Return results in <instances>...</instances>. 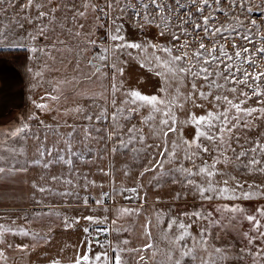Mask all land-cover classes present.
<instances>
[{"label": "snow or ice", "instance_id": "6c2138e0", "mask_svg": "<svg viewBox=\"0 0 264 264\" xmlns=\"http://www.w3.org/2000/svg\"><path fill=\"white\" fill-rule=\"evenodd\" d=\"M5 6H18L25 13L15 23L20 29H24L22 21L31 26L32 31L24 29V32L28 39L38 43L31 49L33 53L51 55L52 51H59L58 44L67 46L57 35L59 32L77 41L79 55H85L90 48L100 49L99 55L94 53L87 58L91 71L86 79L96 77L103 81L111 73L110 90L104 86L109 95H94L89 105L91 111L79 107L74 110L83 123L67 125L71 131L63 133L59 123L53 127L39 122L56 137L52 145H46L49 131L44 132L41 140L27 123L10 131V137H32L40 141L35 164L45 169L52 165L66 166L72 179H63V183L71 185L77 173L73 157L92 163V160H83L86 153L95 151L90 145H101L111 154L127 150L132 161L143 168L139 177L154 173L157 184L168 177L173 184L182 186L183 195L191 193L201 202L195 210L169 216L167 227L162 230L161 239L180 252L173 264H183L185 258L193 262L199 259L200 264H219L228 259L225 249L215 246L207 259L197 256V249L207 251L213 232L215 239H219L221 232L242 236L249 247L239 249V258L247 255L252 258V264H264V205L249 212L239 203L264 200V184L252 183L245 188L247 181L234 174L264 176V0H27L26 4L21 0H0V11H8ZM254 10L260 13V18L252 16ZM217 13L225 19L220 20ZM89 15L95 22L94 28L103 32L100 43L94 38L95 31L82 32L85 25L79 21ZM125 25L132 31L128 32ZM152 28L156 31L150 38ZM10 31V28H0V40L6 39ZM41 41L47 43L40 46ZM131 61L162 78L158 94H144L134 88L122 91L123 81L118 82L117 78L123 77ZM118 93L123 97L119 103ZM206 104L211 108L205 107ZM36 107L46 109L48 105L41 103ZM193 108L202 109L205 114L197 115ZM142 109H147L148 114L141 115ZM178 112L185 118L180 119ZM186 130L191 139L186 138ZM5 171L0 167V173ZM100 171L109 175L102 168ZM80 175L84 181L88 180L87 176ZM50 179L60 181L62 177L54 175ZM89 184L95 185V181L84 183L83 187ZM39 191L47 189L40 187ZM130 191L139 194L137 187ZM59 194L76 195L72 191ZM102 195L109 196V193ZM181 195L177 193V199ZM83 203L87 206V197ZM95 204L103 208L104 201L96 199ZM103 211L107 213L110 209L103 208ZM140 211L120 208L114 215L119 218ZM155 215L159 227L161 213L158 211ZM83 219L93 224L104 223L107 216L102 220L91 215ZM64 221L66 227L72 226L66 217ZM245 221L251 227L241 231ZM112 223L115 226L116 220ZM151 223L148 220L144 226L149 237ZM193 225L197 226L196 234L191 231ZM5 231L12 229L0 226V245L4 249L12 248L4 238ZM83 231L88 233L89 228ZM101 231L107 229H96L97 234ZM113 231L120 229L114 227ZM20 234L26 236L28 232L21 230ZM186 240L191 241L190 246ZM92 243L86 242L84 253H78L72 264H128L122 253L155 248L151 241L141 248H129L126 246L130 241L123 240L113 257L98 240L95 243L103 250L94 253ZM16 247L26 250L29 245ZM157 251L160 250L152 252V257ZM166 254L171 260L174 252L169 250ZM4 258V251L0 250V259ZM144 259L143 255L139 256V261ZM51 264H61V261L54 259Z\"/></svg>", "mask_w": 264, "mask_h": 264}, {"label": "rangeland", "instance_id": "374dc122", "mask_svg": "<svg viewBox=\"0 0 264 264\" xmlns=\"http://www.w3.org/2000/svg\"><path fill=\"white\" fill-rule=\"evenodd\" d=\"M22 3H27V0H21ZM135 2V0H133ZM259 2V0H257ZM8 11H0V28H10L11 31L7 34V38L0 40V48L3 49H19L22 48L27 53L24 55L27 61V67L29 72V97L31 108H36L37 104H47L48 108L40 109L43 116V121L46 120L50 122H57L61 126L71 125L73 123H83L82 117L75 113L76 108H83L91 111L89 105L92 102V97L99 93L105 92V87L110 90L111 80L109 73V79L99 80L93 77L91 80L86 79L87 74L91 71V67L87 65V58L91 57L94 53L99 55L100 49L90 48L85 55H79V49L77 46V41L74 38H70L66 34L57 33L60 39L64 40L66 45H57L59 51H52L51 55H45L44 53H33L31 49L37 47L38 43L28 39L24 32V29L32 31L31 26L22 21L24 29H20L16 26V20L24 16V12L17 7L5 6ZM220 20H224L223 14L217 13ZM254 18H260V13L255 11L252 13ZM79 23L85 25L82 29L83 33H87L89 30L95 31L96 35L94 38L97 39L98 43L101 41L99 37L103 36V32L94 28V20L91 15L87 17L86 20H81ZM128 32L132 31V28L125 25ZM156 31L152 28L149 32V37L151 38L152 33ZM202 36L203 33L201 32ZM205 44L209 42L204 41ZM223 42V41H222ZM46 41L39 42L40 46H43ZM107 43V41H103ZM237 43L239 40L237 39ZM16 45H21L16 47ZM210 46V45H209ZM229 51L231 52V45H228ZM79 65V69H77ZM251 71V69H249ZM39 73V75L37 74ZM118 82L123 81L124 90L128 89H138L144 94H158L157 89L161 86L162 78L156 76L154 73L149 72L145 68H141L139 63L131 61L129 66L125 67L123 77L118 76ZM199 87V83H198ZM184 90V89H182ZM206 90V89H205ZM56 97V99H53ZM123 97L117 94L118 103ZM197 103L201 101L197 100ZM251 104L252 101H249ZM187 107V106H186ZM205 107L211 108L210 104H206ZM197 115L205 114L202 109L193 108ZM148 110L142 109L141 115H147ZM177 115L180 119L185 117L179 112ZM67 122V123H65ZM99 124V122H97ZM55 127V125H53ZM47 130V129H45ZM48 136L56 137L51 134L50 130ZM71 131L70 127H64L61 132L67 133ZM147 131V129H145ZM188 131H185L186 138L191 139L188 136ZM46 142H50L49 137ZM47 145V144H46ZM95 151L90 152L87 156L83 157V160H92V163H83L86 165L88 171V180L84 181L82 177L76 175L73 179V185L69 187L64 183H58L55 186V182L50 179L52 174L45 175L43 180H39L38 183L44 185L47 189L48 197L55 194L52 189L59 188L65 191H73L76 195L74 198H83V194L90 195L94 200L96 199H106L105 201H111L110 204H104L103 208H108L110 211L105 213L101 206H88L86 209L80 207L75 208L78 212L84 214H89L87 210L92 209L94 212V217L98 219H103L107 216V221L104 223H91L83 217L78 216L79 222H76L77 218L69 219L66 216H62L60 223L52 216H48L47 220L44 222V231L31 233L30 239H25L23 244H28L29 247L26 250L17 249L16 245H19L17 240H14V246L12 248L4 249L3 245L0 246V250L4 251V259H0V264H51L54 259H59L61 264H72L76 259L77 254H83L85 250V244L87 241H92V247L94 253L101 252L103 249L100 245L96 244V235L94 233L93 238H85L86 233L83 231L84 228H89L93 232L96 229H107V231H101L99 240L103 244V248L109 251L110 256H115V249L118 245L122 246L123 240H129L130 243L126 247L129 248H141L144 244L150 241L155 245L153 250H148L144 252L136 253H122L128 264H137L139 261V256L143 255L145 259L139 261V264H158V262H163V264H173V261L180 255V252L171 248L163 239L162 230L167 227L169 216H179L180 213L184 211H192L199 208L200 203L194 199L191 193L186 196L183 195L184 189L180 184H173L170 178L166 177L159 184L153 178L154 173H148L144 177H139L138 173L143 170L139 163H134L131 156L126 154L127 150L120 149L116 154H111L105 152L101 145H90ZM63 147V145H61ZM75 150V147H74ZM47 156H45V159ZM127 165V167H126ZM165 167H168L166 165ZM218 167H225L220 165ZM104 172L109 173V175H104L100 169ZM229 170H231L229 166ZM67 171V170H66ZM125 172L128 174L125 175ZM91 173V174H90ZM239 179L246 180L245 188L248 184H264V176L245 174L241 175L239 172L234 173ZM63 179H67L70 176L67 173L61 175ZM72 179V176H71ZM219 179V177H217ZM79 181V183H77ZM89 181H95V185L89 184V187L84 188L83 184ZM103 185V187H99ZM143 185V187H139ZM133 187L138 188V195L131 192L130 189ZM66 189V190H65ZM108 192L109 196H103L102 193ZM177 193H181L179 199H177ZM64 197V198H63ZM112 197V198H110ZM63 200L71 199V196H62ZM249 212H252L256 207L264 205V200L252 199L248 201H239ZM120 208H133L141 209V211L136 214L126 215L122 217H117L114 215L117 209ZM75 209L71 208V212ZM66 210V209H63ZM70 210V209H68ZM160 212V220L162 224L157 226L156 213ZM64 217L67 218L68 224L71 227L65 226ZM36 221V218L33 219ZM116 220V225L114 226L112 221ZM148 220H151V237L145 234V224ZM264 223V221H262ZM33 225V224H31ZM117 227L120 231H113V228ZM251 225L248 222H244L241 225V231H248ZM191 231L193 234L197 233V226L193 225ZM105 232L111 233V241L103 238ZM172 233H176L175 227L172 229ZM32 235L34 237L32 238ZM47 236L48 239H42L41 237ZM7 241L11 242L12 239L8 238ZM185 243L190 246L191 241L186 240ZM259 243V242H258ZM22 244V245H23ZM111 245V246H110ZM223 247L226 251L228 259L219 264H252V258L245 255L243 259H240L241 253L240 248H248L247 241L236 234L235 232H230L225 234L221 232L219 234V239H215V232H213V238L209 239L207 251L197 249V256L204 257L207 259L209 253H214V247ZM156 249L160 251L156 252L155 257H152V252ZM171 250L174 252L172 259L169 260L167 252ZM254 250V249H253ZM19 252L21 254H19ZM152 257V258H150ZM183 264H200V260L197 259L195 262L185 258Z\"/></svg>", "mask_w": 264, "mask_h": 264}, {"label": "crops", "instance_id": "0c3cea01", "mask_svg": "<svg viewBox=\"0 0 264 264\" xmlns=\"http://www.w3.org/2000/svg\"><path fill=\"white\" fill-rule=\"evenodd\" d=\"M3 48L1 47L0 49ZM26 53L27 51L0 52V167L6 169L4 173H0V226H3L4 229H12L11 232L5 231L3 235L6 240L8 238L12 239L11 242H8L13 246L15 244L14 240H17L19 245H22L25 239H30L31 233L37 235L38 232H43L44 222L48 216L50 218L54 216L60 223L63 215L69 219L78 218L79 215L82 217L94 216L92 209L87 210L89 212L87 215L84 214L86 212L83 211L81 213L80 210L78 215L75 209L77 207L86 209L88 206H99L95 204V200L90 195L83 194V198L71 196L73 198L63 200L64 197L62 198L59 194L64 192L62 189L53 188L52 191L55 194L51 197H48L47 191L40 192L39 188L45 187L38 183L40 179L43 180L44 176L48 174L59 176L67 173V167L52 165L45 169L43 165L35 164L33 160L36 156V147L40 141L32 137L25 138L21 136L14 138L9 136L10 131L25 123L29 125L32 132L40 135L41 140L44 132L47 131L39 123L43 121L41 110L37 107L31 108L28 88L29 72L27 61L24 57ZM43 122L51 126L57 124V122L50 121L46 123V120ZM64 127H67V125H62L59 129L60 132ZM48 137L50 142H46V144L52 145L55 142V138L53 141L52 136ZM89 153H86L85 156ZM73 159L77 169L76 175L81 177L80 174L82 173L87 176L86 165L75 157ZM67 175L70 176L68 173ZM67 179H71V176ZM54 182L55 186H57L58 183H63V178ZM67 186L69 187L70 185ZM85 197H87L88 201L87 206L83 203ZM102 200L106 204V199ZM71 208L75 210L71 212ZM35 218L36 221L33 220ZM21 230L27 231L28 235L20 234ZM94 233L98 235L96 240H99L102 232L99 234L93 232L91 226L85 238H93ZM33 237L34 235H32ZM19 254L21 253L19 252Z\"/></svg>", "mask_w": 264, "mask_h": 264}, {"label": "built area", "instance_id": "2783aa9c", "mask_svg": "<svg viewBox=\"0 0 264 264\" xmlns=\"http://www.w3.org/2000/svg\"><path fill=\"white\" fill-rule=\"evenodd\" d=\"M110 203H111L110 200H109V201H106V204H110ZM103 238H104V239H108V240L111 241V239H112V235H111V233L105 232V233L103 234Z\"/></svg>", "mask_w": 264, "mask_h": 264}, {"label": "trees", "instance_id": "16d2710c", "mask_svg": "<svg viewBox=\"0 0 264 264\" xmlns=\"http://www.w3.org/2000/svg\"><path fill=\"white\" fill-rule=\"evenodd\" d=\"M2 51L23 52L25 50L22 49V48H19V49H15V48H12V49H0V52H2Z\"/></svg>", "mask_w": 264, "mask_h": 264}]
</instances>
